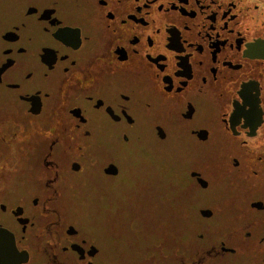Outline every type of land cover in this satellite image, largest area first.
<instances>
[{
	"label": "flooded vegetation",
	"instance_id": "af4514ba",
	"mask_svg": "<svg viewBox=\"0 0 264 264\" xmlns=\"http://www.w3.org/2000/svg\"><path fill=\"white\" fill-rule=\"evenodd\" d=\"M176 150L223 152L228 195L123 236ZM85 163L100 191H58ZM0 264H264V0H0Z\"/></svg>",
	"mask_w": 264,
	"mask_h": 264
},
{
	"label": "rangeland",
	"instance_id": "374dc122",
	"mask_svg": "<svg viewBox=\"0 0 264 264\" xmlns=\"http://www.w3.org/2000/svg\"><path fill=\"white\" fill-rule=\"evenodd\" d=\"M120 145H124L120 139ZM140 152L145 154L144 147H140ZM166 173L163 181H160V187H164L163 192L155 191L150 195H166L165 201L159 202H147L149 206L156 210L153 212V217H143L139 219L136 215L137 207H133L132 204H119L116 207L117 210V222L116 226L120 227V232L123 236H133L137 233V230L144 237L143 241L149 242V244L155 242L174 241V236L178 231L179 225H184L183 230H187V219L185 216L178 217L179 211L189 210L188 201H185L184 197L187 195H228L226 193L227 187L224 185V172L226 171V160L223 152H213L210 154L206 151H179L174 153H166ZM129 155H132L131 153ZM130 159V156H127ZM84 173H70L68 179L64 183L59 184L58 191H66L71 195H95L100 191V181L96 175V168L91 167L88 163H85ZM193 171H201L205 175V179L208 181V188H200L195 182L190 183V173ZM140 179V178H139ZM132 181V180H130ZM199 184L201 183L200 180ZM40 181H38L39 183ZM119 184V182L117 183ZM37 185V183H36ZM124 189L122 188V186ZM134 183L126 181L123 184L120 183V187L116 190V195H129V191L133 190ZM239 190V188L237 189ZM236 190V191H237ZM33 191L30 195L35 194ZM230 194V193H229ZM134 195V194H133ZM218 200H222L219 198ZM218 225L222 228L227 225L230 217L233 214H221L220 213ZM194 218V217H193ZM142 222L149 224L144 225ZM138 227V228H137ZM129 231H128V229ZM151 228L154 230L152 231ZM119 229V228H118ZM151 247V245H150Z\"/></svg>",
	"mask_w": 264,
	"mask_h": 264
}]
</instances>
